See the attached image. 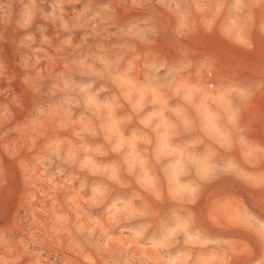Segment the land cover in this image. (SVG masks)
Returning a JSON list of instances; mask_svg holds the SVG:
<instances>
[{"label": "rangeland", "instance_id": "374dc122", "mask_svg": "<svg viewBox=\"0 0 264 264\" xmlns=\"http://www.w3.org/2000/svg\"><path fill=\"white\" fill-rule=\"evenodd\" d=\"M0 264H264V0H0Z\"/></svg>", "mask_w": 264, "mask_h": 264}]
</instances>
